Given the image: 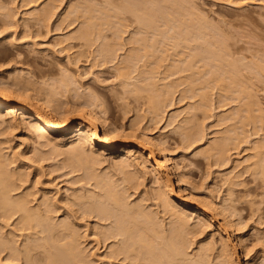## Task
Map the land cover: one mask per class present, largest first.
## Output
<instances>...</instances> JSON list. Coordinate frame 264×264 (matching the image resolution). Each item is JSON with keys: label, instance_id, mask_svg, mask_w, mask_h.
<instances>
[{"label": "bare ground", "instance_id": "obj_1", "mask_svg": "<svg viewBox=\"0 0 264 264\" xmlns=\"http://www.w3.org/2000/svg\"><path fill=\"white\" fill-rule=\"evenodd\" d=\"M21 2V6L25 7L36 4L34 20L37 24L49 27L63 0ZM129 5L122 10L130 13L139 26L133 28L127 37H124V34L128 30L122 29L120 20H110L118 18L116 14L107 15L110 17L107 19L104 15L97 17L92 5L79 6L69 3L62 8V13L60 12L56 21L59 29L66 25L64 29L70 28L69 32L79 27L75 39L84 42L82 46L86 51L91 49L92 59L89 61H92L91 65L94 67L112 63L115 47L126 49L127 58L114 65V68L123 80L122 86L133 100L121 105L120 124L112 122L104 101L96 93L98 91L88 99L77 98V103L71 107L70 101L62 100L64 93L59 88L48 86L46 82L39 83L25 78L26 76L11 74V70H0V124L7 125L6 133L12 130L27 136L25 139L35 145V148L46 147L43 148L46 150L50 147L49 149L54 148L61 155L67 154L72 168L82 171L83 178L94 180L96 187H100L102 182L99 181L100 174L97 173L95 165L100 166L104 160L111 161L124 175L122 183L127 191H137L141 179L151 178L155 185L153 200L160 208V213H155V216L145 212L138 202L127 203L123 193L107 181H103L101 185L104 187L101 190L104 194L92 199L88 207L89 212L97 213L101 226L110 228L108 231L97 233L105 236L104 244H112L103 258L116 260L115 264L126 261L127 264H239L240 256L228 236L227 228L239 230L240 223L229 219L228 209L220 210L208 196L201 201L193 191L182 187L183 177L176 174L174 155L169 152L170 145L163 139L155 141L149 136L148 122L159 115L160 105L171 98L173 91L184 86L186 88L180 92L181 98L196 99L190 105L195 106L203 118L216 117L215 126H222L227 121L240 118L238 125L232 124L217 131L214 141L199 150V155L206 157L208 170L214 166L225 167L230 164L228 169L231 171L226 179L228 192L232 195L235 193V187L243 185L246 188V196L253 190L247 189L244 181H239L244 174L256 176L257 169H260L259 174L264 182V107L252 88L254 84L251 77L246 78L233 59L232 62L228 60L229 56L227 58L218 53H212L207 58L199 57L195 53L187 54L185 48H180V42L189 41L187 35L179 33L174 36L173 28L159 35L160 32L153 25L151 16H148L157 9L156 5L145 10L134 8L132 5L133 8H130ZM146 11L149 14H146ZM14 17L15 14L11 10L0 6V20L3 25H12ZM72 26L74 28H71ZM110 31V38L113 40L107 45L109 48L106 46L92 50L94 42L99 38L107 39V32ZM166 39H169V42L164 46ZM3 47L1 44L0 49ZM86 51H76L74 59L80 60ZM138 52L142 54L139 55ZM132 62H137L136 66L141 63L139 72L148 73L144 81L147 80L151 88H156V96H151L132 82L133 79L136 80L132 76L133 71L136 72ZM211 62L218 65V71H211ZM260 72L259 70L256 73ZM62 75H65L64 72ZM69 80L70 77L62 79V87L68 88ZM131 86L134 88L131 89ZM138 104L143 105L142 113L137 112ZM230 104L234 107L226 108ZM233 108L237 112L234 113ZM218 109H221L219 114H212ZM244 119L252 121L253 128L249 133L239 131V125L241 126ZM70 130L75 131L73 136L66 134ZM202 132L199 125H192L180 133L178 142L182 148L190 149L203 140ZM137 137L144 138V144L139 146L133 143V150H116L121 138ZM16 152H12L10 164L14 161ZM8 166L0 151V217L8 220L14 218V225L16 224L21 232L35 231L38 234L45 233V236L41 237L43 244L32 240V235H24V240L21 241L7 235L0 236V262H86L82 256L79 235L72 225H54L52 222L54 217L49 198L44 195L38 205H32L34 199L32 201L31 198L34 193L30 188L36 186L38 178L21 192L23 185L29 180V174L20 168L19 171L12 172ZM29 168L30 166L27 169ZM174 174L177 176L179 191L172 182ZM142 200L139 199L141 202ZM244 201L247 209L253 210V201ZM215 213L222 217V225H215ZM192 219H196L197 223L192 224ZM210 226L214 227L213 231L205 234ZM193 238L199 239L194 241ZM51 241L54 243V251L48 248ZM101 243L97 240L98 246ZM194 244L196 248L190 250ZM39 248H43V252H39ZM258 253L264 261V249Z\"/></svg>", "mask_w": 264, "mask_h": 264}, {"label": "rangeland", "instance_id": "obj_2", "mask_svg": "<svg viewBox=\"0 0 264 264\" xmlns=\"http://www.w3.org/2000/svg\"><path fill=\"white\" fill-rule=\"evenodd\" d=\"M21 3V0H0V6L3 9L11 10L15 14L12 25H3L0 20V45L4 46L0 49V70H11V74L26 76L25 78L39 83L46 82L48 86L59 88L64 93L62 100L70 101L71 107L77 103V98L85 100L98 91L96 93L104 101L108 109V116L111 117L113 123L120 124L122 121L121 105L133 98L122 86L123 80L114 68V65L127 58L125 48L115 47L112 63L94 67L91 65L92 61H89L92 59L91 49L86 51L82 46L84 42L75 39L79 27L72 26L71 28L74 29H71V32H69L70 28L64 29L66 25L60 29L57 27L58 15L62 13V8L69 3L79 6L92 5L95 8V15L97 17L101 15L100 18L104 15L107 19L110 18L107 15L115 16L116 14L118 18H110V20L111 22L120 20L122 29L128 30L124 37H127L129 32L139 25L135 18L130 13L124 12L122 8L126 9L125 7H128L129 3L130 8L141 10L156 5L157 9L153 13L149 14L146 11V14L151 16L153 25L160 32L159 35L167 33L170 28H173L174 36L179 33L187 35L189 41L180 42V48H185L187 54L195 53L204 58L212 53H218L227 56V58L229 56L228 60L233 59L239 71L246 78L251 77V82L254 84L252 88H254V92L256 91L255 93L264 107V0H109V2L106 0H63L58 12L56 10V15L50 26H47L48 28L45 25L37 24L34 20V13L37 11L36 4L25 7L21 6ZM160 7H164L163 10H160L162 9ZM111 35V31L107 32V39L99 38L98 41H95L92 50L106 47L113 40L110 38ZM165 42L164 46L168 44L169 39H166ZM107 48L109 47L107 46ZM81 49L86 51V54L77 61L74 59L75 53ZM138 54L142 53L138 52ZM131 60L133 59L131 58ZM136 64L137 62H132V67L136 71H133L134 75H132L136 80L133 79L132 82L151 96H156L158 94L155 91L156 88H151L148 86L149 82L144 81L148 73L139 72L141 63L137 66ZM211 65L213 66L211 71H218L217 64L211 62ZM259 70L260 74L256 73ZM63 72L65 75H62ZM67 77H70V84L68 88L62 87L61 81ZM130 88L133 89L134 86ZM184 88L186 87H178L174 91L172 89L174 93L169 100L160 105L159 115L153 120H149L150 131L148 134L155 141L163 139L166 144L170 145L171 151L169 152L174 155L176 174L183 177L182 187L184 189L193 191L201 201L205 196L206 198L208 196L220 210L228 209L229 219L240 223L239 230L227 228L228 236L237 247L236 250L240 256L239 264H264L261 254L258 253L264 249V182L259 174L260 169H257L256 176L244 174L239 179L240 182L244 181L247 189L253 190L252 193L244 196L246 188L240 185L235 187V193L230 195L226 185V179L231 171L228 169L230 164L225 167L214 166L208 170L206 157L199 155V150H203V147L214 141L217 131L224 130L232 124L238 125L241 120L237 118L227 121L222 126H215L216 117L203 118L202 113L195 106L190 105L196 99L181 98L180 92ZM187 95L189 97L190 93ZM232 105L230 104L226 108L234 107ZM142 107V104H138V113H142ZM233 111L237 112L236 109ZM220 112L221 109H218L212 114L217 115ZM148 116L150 117V115ZM192 125L201 127L203 140L194 144L190 149L182 148L178 142L180 133ZM6 126L0 124V151L9 165L8 169L16 172L20 168L29 174V180L23 185L21 192L38 178L36 186L30 188L34 193L31 198V200L34 199L32 205H38L42 197L47 196L53 210L52 222L54 225L71 224L76 230L83 250L82 256L86 260V262L78 264L116 263V260L103 258L112 244L108 242L104 244L105 236L97 234L102 230L108 231L110 228L102 227L98 214L88 210L92 199L104 194V191H101L104 189L101 186L104 182L111 183L113 188L122 192L127 203L138 202L145 212L153 216L157 212L160 213L159 206L153 200L155 185L151 178L141 179L137 191L135 189L127 191L122 183L124 175L112 165L111 161L104 160L100 166L95 165L97 173L100 174L99 181L102 182L99 184L100 187H96L94 180L89 181V179L83 178L82 171H75L76 169L72 168L67 154L61 155L54 148L49 149L50 147H47V151L43 149L46 147L42 148L37 145L38 147L35 148V145L25 139L27 136L19 131L9 130L6 133ZM252 128L251 120L244 119L241 126L239 125L240 132L249 133ZM74 133L75 131L72 130L66 132L68 136H73ZM144 142L145 139L142 137L121 138L116 150L118 152H121L123 148L133 150V143L141 146ZM14 151H17L16 156L13 157L14 161L12 160L13 162L10 164ZM29 166L30 168L27 169ZM184 181L186 182L184 183ZM172 182L176 186V190L179 191L175 174L172 177ZM242 197L247 199H242ZM139 199L145 201L141 202ZM244 200L253 201V210L247 209ZM214 215L216 217L215 225H222L224 223L222 217L216 213ZM14 222H16L14 218L8 220L5 217H0V236L7 235L21 241L24 240V235H32V240H38L37 242L43 244L41 237L45 236V233L21 232ZM191 223L196 224L197 220L192 219ZM213 229L214 227L210 226L205 234L212 232ZM197 239L199 238H193L194 241ZM97 240L102 242L99 246ZM241 240H243L242 244ZM53 247L54 243L51 241L48 248L54 251ZM195 248L196 244L191 246L190 250ZM38 251L43 252V248H39ZM4 256L3 254L2 257ZM127 263L128 261L120 262V264ZM0 264L7 263L0 262Z\"/></svg>", "mask_w": 264, "mask_h": 264}]
</instances>
